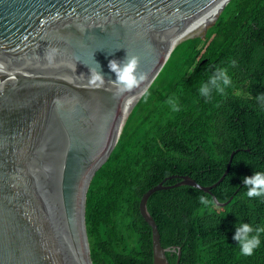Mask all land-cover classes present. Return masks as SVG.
Here are the masks:
<instances>
[{"label": "water", "instance_id": "1", "mask_svg": "<svg viewBox=\"0 0 264 264\" xmlns=\"http://www.w3.org/2000/svg\"><path fill=\"white\" fill-rule=\"evenodd\" d=\"M230 1L0 0V264H94L92 179L176 47L202 36ZM131 56L145 78L127 90L109 62ZM94 71L104 77L99 87L90 83ZM235 154L212 185L173 175L180 181L145 192L140 210L153 230L154 264H172L167 253L176 251L180 264L182 248L163 246L150 197L183 185L213 194ZM214 199L226 206L233 196Z\"/></svg>", "mask_w": 264, "mask_h": 264}, {"label": "trees", "instance_id": "2", "mask_svg": "<svg viewBox=\"0 0 264 264\" xmlns=\"http://www.w3.org/2000/svg\"><path fill=\"white\" fill-rule=\"evenodd\" d=\"M226 68L223 93L210 78ZM207 84L210 97L199 94ZM130 114L109 160L92 179L86 224L94 264H154L153 230L140 202L150 188L190 175L213 194L183 185L155 192L148 207L164 247L180 264H264L262 245L240 253V223L264 226V199L248 198L244 178L264 172V0H231L205 37L181 42ZM179 111H173L169 100ZM250 149V150H248ZM214 195L221 202L216 203ZM204 196L212 204L200 202ZM215 205L214 207L212 205ZM172 264L178 252H168Z\"/></svg>", "mask_w": 264, "mask_h": 264}, {"label": "clouds", "instance_id": "3", "mask_svg": "<svg viewBox=\"0 0 264 264\" xmlns=\"http://www.w3.org/2000/svg\"><path fill=\"white\" fill-rule=\"evenodd\" d=\"M55 51V50H53ZM139 57L131 56L127 59L126 63L121 64L117 60H111L109 62L110 70L116 73L117 82L124 85L125 89L131 90L137 87L141 80L145 77L143 75L137 76V68L139 66ZM210 82L216 85V91L223 93L225 88L232 83L231 76L226 68H218L217 75L210 78ZM90 83L96 87L101 86L104 83V77L101 72L94 71L90 77ZM199 94L204 97H210V89L207 84H202L199 88ZM148 93H145V99H147ZM260 100H264V94L258 97ZM173 111H179L176 103H173L171 98L169 100ZM244 184L248 190L246 196L248 198H262L264 199V172H255L251 176L244 178ZM200 202L205 207L212 204V202L205 198L200 197ZM215 206L214 204L212 205ZM264 234V226L254 227L251 223H240L237 226V230L234 235V239L238 241L240 253L244 256H252L256 249L262 245L261 235Z\"/></svg>", "mask_w": 264, "mask_h": 264}, {"label": "rangeland", "instance_id": "4", "mask_svg": "<svg viewBox=\"0 0 264 264\" xmlns=\"http://www.w3.org/2000/svg\"><path fill=\"white\" fill-rule=\"evenodd\" d=\"M209 27H210V26H209ZM209 27H208V28H209ZM208 28H207V29H208ZM207 29H205V30L201 33L202 36L205 34V32L207 31ZM208 30H209V29H208Z\"/></svg>", "mask_w": 264, "mask_h": 264}]
</instances>
